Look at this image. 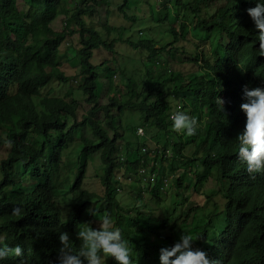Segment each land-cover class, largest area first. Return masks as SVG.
<instances>
[{
  "label": "trees",
  "instance_id": "trees-1",
  "mask_svg": "<svg viewBox=\"0 0 264 264\" xmlns=\"http://www.w3.org/2000/svg\"><path fill=\"white\" fill-rule=\"evenodd\" d=\"M143 2L152 21L178 13L163 46L133 30L148 24L135 12ZM151 2L119 0L114 23L94 16L108 0H0V264H49L55 249L73 257L62 264H92L102 253L103 264H264V0H161L164 13ZM61 14L58 30L52 21ZM74 33L79 66L62 48ZM117 44L144 49V71L119 66L123 90L113 85L100 102ZM174 49L183 58L161 61ZM72 78L76 86L55 92ZM75 94L89 105L80 118ZM126 111L141 115L146 132L168 136L154 151L170 162L148 198L139 193L130 204L117 188L139 178L140 166H158L148 162L147 139L121 121ZM95 152L100 191L83 186ZM210 179L215 186L206 187Z\"/></svg>",
  "mask_w": 264,
  "mask_h": 264
},
{
  "label": "rangeland",
  "instance_id": "rangeland-1",
  "mask_svg": "<svg viewBox=\"0 0 264 264\" xmlns=\"http://www.w3.org/2000/svg\"><path fill=\"white\" fill-rule=\"evenodd\" d=\"M109 3L113 4H102L99 6H95L94 8V16L95 18L100 21V22H104L106 19H108L107 17L110 18V20L112 22H120L122 19L118 16L117 11L115 10V6L114 3L118 2L119 0H108ZM152 1L151 3L153 4V9L155 11V13H159V9L165 10V8L163 7V5L160 3L161 0H149ZM68 3L70 6H73V0H68ZM107 9L110 10V13L107 15L106 11ZM149 5L146 2H143V4L139 5L136 9L135 12L141 16V15H145V18L148 20V24L144 27H141L139 25V23H135L133 30L134 32H138L139 35H143L146 37H150L156 44V46H163L164 44H166L167 42L170 41L171 39V35L169 33H166V28L169 26V22L174 20V14H178L175 11H171L170 15L173 17L172 20H165V21H152V19L150 20V10H149ZM145 10V11H144ZM158 10V11H157ZM163 12V11H162ZM164 13V12H163ZM178 24V23H175ZM64 25V16L61 14L59 16H57L53 21H52V27L55 29L60 30L61 28H63ZM148 27V28H147ZM144 28V29H142ZM115 34V30H113L111 32V36H113ZM210 37V36H209ZM76 34H72L70 36H68L63 44H62V48L64 50L67 51L68 53V58H70V64H75L77 66H79V63H75L73 62L76 59L75 53H76ZM118 47V52L119 54L116 55V58H114L113 60V66L114 69L116 71H114V73L111 75L110 78L106 79V78H102L100 80V87H99V94L101 96L100 98V102H106L107 100V95L114 90L113 89V85L114 86H118L120 88V91L123 90V79H121V71L119 70V66H124L125 69L124 71L129 74L131 73L133 70H139L140 73H143L144 71V67L142 66V61L143 62L146 61L144 54L145 51L144 49L141 50H137L135 53L134 51L131 50L130 47L126 46L125 44H117ZM206 48V45H205ZM101 54L103 52H100ZM100 54V55H101ZM185 54L182 53L181 50L179 49H174L171 51H166L163 50L161 51V61H176L177 59H179V57L181 56L183 58ZM130 57H133L132 59ZM77 84V80L72 78L69 83L66 84H58L55 88V92L56 93H63L65 88L68 86H76ZM75 96L77 97V102L78 103V118L81 117V114L86 111V108L89 106L83 99V97L80 95L75 94ZM117 109L115 107L112 108V112H116ZM97 118L98 119H102L103 115L101 112H99L97 114ZM123 119V120H122ZM121 121H123V124L125 127L129 128V125H135L136 126V134L139 136V140H146V146L151 150L149 153H147V158H148V162L151 163L152 158H156V166H158L156 174L159 173H165L167 175L168 173V169H170V162L168 160H164L163 162L160 161L161 155L162 153H158L156 151H154L157 147H161L164 145V143L167 142V135L160 130H157L156 128H150L149 131H145L144 125L142 123V117L140 114H138L135 111H126L125 114H123ZM118 122V121H117ZM139 127L142 128L143 132H139ZM80 134L82 132L91 135V131L90 130H86L84 129L82 131V129L79 131ZM109 133L112 134V130L109 129ZM79 138L77 137V140ZM121 144H123V141H120ZM168 147H170V144L168 145ZM4 150L3 147H0V152H2ZM169 150V148L166 149V152ZM141 152H143V150L141 149ZM139 152V156H142V153ZM120 155L123 157V150L120 149L119 151ZM153 155L155 157H153ZM155 163V162H154ZM149 167V166H147ZM101 169V162H100V158H99V154L98 152H95L92 154L91 158L88 161V166H87V170H86V176L84 178L83 181V186L85 188H88L90 190H96V191H100V186L98 185V176L97 174L99 173ZM182 166L180 165L174 172L175 173H179L182 170ZM168 179V183L165 186V188L167 189L166 191H163L164 194L163 196H166V200H162L161 205L164 208V212L167 214L168 211L171 210L173 204L169 203V199L173 200L174 199V187L172 188V175L170 174L169 176H167ZM123 179H121L122 181ZM155 180H141L140 177L139 178H132V179H128L127 181L123 182L122 187L120 188L119 191V197H120V201L126 204H130V201L132 200L133 197L137 196L139 193L143 194L144 197L148 196V187H151L153 185V182ZM29 180L26 181V186H29ZM206 187H212L215 186V181L214 179H210L208 180V182L205 185ZM162 189V188H161ZM164 190V189H162ZM190 191V189L188 190ZM187 190H183V194L181 195L182 197L186 194ZM188 194L190 192H187ZM173 196V198H172ZM68 197H69V191L67 189H65L61 195V198H63V206H64V211L66 212L68 209ZM118 197V196H117ZM148 198V197H147ZM179 199V198H178ZM189 205V203L185 204V208H184V212L187 209V206ZM103 208V205L101 203H98L96 205V210H97V214L96 217L101 216V210ZM201 216V210L199 209L196 213V218ZM1 238V236H0ZM107 254L106 253H102V254H98V255H94L91 257V261L92 264H103V261L106 259Z\"/></svg>",
  "mask_w": 264,
  "mask_h": 264
},
{
  "label": "clouds",
  "instance_id": "clouds-1",
  "mask_svg": "<svg viewBox=\"0 0 264 264\" xmlns=\"http://www.w3.org/2000/svg\"><path fill=\"white\" fill-rule=\"evenodd\" d=\"M143 132V131H142ZM145 166V165H144ZM153 170V169H152ZM138 172V171H137ZM118 177L120 178V175H118ZM140 177V176H139ZM158 177V174H156V179ZM165 178V177H164ZM163 178V179H164ZM167 178V177H166ZM140 179L142 180V178L140 177ZM167 183H168V180H167ZM166 183V184H167ZM163 186L166 185L164 183H162ZM120 188L121 186H119L117 189L120 191ZM13 252V249L11 250V253L12 254ZM64 252V250H58V249H55L53 251V253H50V254H47V256L49 257V264H62L64 263L65 261H67L68 259H71L73 257H66V255H61L62 253Z\"/></svg>",
  "mask_w": 264,
  "mask_h": 264
},
{
  "label": "built area",
  "instance_id": "built-area-1",
  "mask_svg": "<svg viewBox=\"0 0 264 264\" xmlns=\"http://www.w3.org/2000/svg\"><path fill=\"white\" fill-rule=\"evenodd\" d=\"M138 129H139V132H142L141 127H139ZM142 150L145 151V148L143 147ZM137 173L139 174V176L142 178L143 181H145V180H156V172H155V170H152L150 167L142 165L139 167ZM167 180L168 179L165 177L163 179V183L166 184Z\"/></svg>",
  "mask_w": 264,
  "mask_h": 264
}]
</instances>
